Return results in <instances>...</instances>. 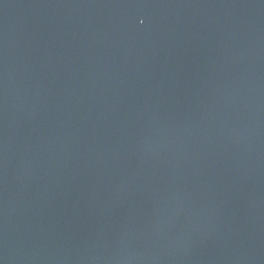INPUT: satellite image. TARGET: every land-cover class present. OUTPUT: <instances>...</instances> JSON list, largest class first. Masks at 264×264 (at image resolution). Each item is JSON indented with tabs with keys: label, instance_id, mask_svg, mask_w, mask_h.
I'll return each instance as SVG.
<instances>
[{
	"label": "water",
	"instance_id": "obj_1",
	"mask_svg": "<svg viewBox=\"0 0 264 264\" xmlns=\"http://www.w3.org/2000/svg\"><path fill=\"white\" fill-rule=\"evenodd\" d=\"M0 264H264V0H0Z\"/></svg>",
	"mask_w": 264,
	"mask_h": 264
}]
</instances>
